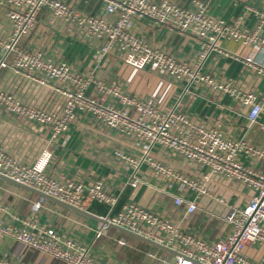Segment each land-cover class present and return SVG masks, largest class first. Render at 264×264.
Instances as JSON below:
<instances>
[{"label": "built area", "instance_id": "1", "mask_svg": "<svg viewBox=\"0 0 264 264\" xmlns=\"http://www.w3.org/2000/svg\"><path fill=\"white\" fill-rule=\"evenodd\" d=\"M0 1L10 24V33L0 35V68L9 66L15 77L36 87H49L54 94L52 102L42 106L0 86V110L48 131L49 142H55L74 121L98 125L104 135L128 149L114 151L132 169L128 185L137 186L144 166L164 189H176L173 203L184 207L186 214L197 211V199L208 198L224 206L222 219L229 227L223 237L207 241L146 206L128 201L117 211L99 216L96 238L115 225L168 248L172 253L169 264H264V170L259 168L264 165V146L228 136L219 126L192 118L177 103L166 107L153 96L127 93L118 81L79 72L40 45L22 43L34 31L37 13L45 9L50 24H73L83 37L96 43L98 57L113 55L134 70L157 71L182 87L179 98L191 87L227 98L245 111L248 126L257 123L264 130V123L258 121L264 113V7L245 3L237 16L223 19L209 14L201 0H192L188 6L172 0H97L101 11L95 14L83 13L64 0ZM141 20L192 37L197 50L184 58L150 43L135 31L134 22ZM228 42L252 52L228 49ZM229 61L238 66L236 77L225 74ZM51 159V151L45 148L32 164H26L0 147V174L81 210L91 201L114 206L116 199L102 179L52 176L47 172ZM210 186L228 190L241 200L235 203L216 197ZM45 199L40 196L35 209ZM4 211L6 207L0 204V213ZM4 236L66 264H109L92 256L77 239L48 225L36 226L30 219L17 218L16 224H10L0 217V238ZM118 243L125 244L123 240ZM249 248L260 252V258L248 256ZM0 264L17 263L2 254Z\"/></svg>", "mask_w": 264, "mask_h": 264}, {"label": "crops", "instance_id": "2", "mask_svg": "<svg viewBox=\"0 0 264 264\" xmlns=\"http://www.w3.org/2000/svg\"><path fill=\"white\" fill-rule=\"evenodd\" d=\"M73 4L79 11L95 14L101 11L97 0H64ZM181 6L190 5L192 0H172ZM208 7V13L223 19L237 16L245 3L264 7L259 0H201ZM137 33L150 43L171 49L179 57L189 58L195 53L198 44L192 37L181 36L169 31L166 27L156 26L146 20L134 22ZM10 33V24L5 16V7L0 1V35ZM22 43L40 45L50 56L65 58L79 72H92L104 81H118L127 93L138 96H153L163 106H170L171 96L176 94L179 85L173 84L154 70H134L113 55L98 57L97 44L87 40L73 24L64 22H48V14L41 9L35 19V29L24 37ZM228 49L238 53L252 52L249 47L242 48L232 42L225 44ZM228 77H236L238 66L228 62L224 66ZM252 81H249V84ZM0 86L9 87L24 101L47 106L52 102L53 93L49 87H36L26 79L15 77L9 66L0 68ZM263 87V81L258 85ZM178 94V93H177ZM176 94V95H177ZM186 101V111L192 118L203 120L208 125H217L231 137H243L256 145L264 146V130L257 123L248 126L245 111L230 102L227 98L210 95L190 89ZM191 105V106H190ZM179 106V105H178ZM259 122L264 123V113ZM0 147L19 161L32 164L40 152L47 148L52 159L47 167L50 175L59 178L77 180L102 179L104 187L116 199L114 206L91 201L84 215L52 200L45 199L39 209L34 205L40 196L13 182L0 177V204L6 211L0 213L1 219L16 224L17 218H26L35 222L36 226H51L59 234L77 239L88 247L89 253L109 264H169L172 258L170 251L154 247L142 239L129 235L117 228L109 226L99 237L95 233L101 224L99 216L113 213L128 201H135L151 211L178 223L184 230H192L207 241L223 237L229 227L223 222L225 208L217 201L208 198L197 199L198 208L193 214H186L184 207L173 203L174 187L163 188L156 183L141 166L136 187L127 181L132 169L114 155L115 149L128 152L124 144L104 135L97 125L84 120L70 124L69 129L55 142H49L48 131L22 121H18L0 110ZM244 160L243 157H241ZM264 170V165L259 164ZM229 185L239 188L236 183ZM210 192L225 201L239 203L240 198L228 190L210 186ZM166 190V191H165ZM192 197V196H191ZM123 240L125 244L118 243ZM148 253L153 254L149 257ZM7 254L17 264H66L65 262L27 245L21 244L11 237L0 238V255ZM248 256L260 258L261 253L252 248L247 250ZM164 259L165 261H162Z\"/></svg>", "mask_w": 264, "mask_h": 264}, {"label": "water", "instance_id": "3", "mask_svg": "<svg viewBox=\"0 0 264 264\" xmlns=\"http://www.w3.org/2000/svg\"><path fill=\"white\" fill-rule=\"evenodd\" d=\"M0 177H1L2 179L7 180V181L13 182L14 184H16V185H18V186H20V187H22V188H25V189H27V190L33 192V193H36V194H38V195L41 196V197L47 198V199H49V200H52V201H54V202H56V203H59V204L65 206V207H68L69 209H72V210H74V211H76V212H79V213H81V214L88 215V216L90 215L88 212H86V211H84V210H81V209H78V208L72 207V206L67 205V204H65V203H62V202H59V201H57L56 199H54V198H52V197H49V196H46V195H44L43 193H41V192H39V191H37V190H34V189H32V188H30V187H27V186H25V185H22V184L16 183V182H14L12 179H10L9 177H6L5 175L0 174ZM110 226H111V227H114V228H117V229H119L120 231L125 232V233H127V234H129V235H132V236L138 237V238L142 239L143 241L149 243L150 245H152V246H154V247H159V248H161V249H164V250L170 251L168 248H166V247H164V246H161V245H158V244H156L155 242H153V241H151V240H149V239H146V238H144V237H141V236H139V235H137V234H135V233H133V232H131V231H129V230H126V229L121 228V227H117V226H115V225H110Z\"/></svg>", "mask_w": 264, "mask_h": 264}, {"label": "rangeland", "instance_id": "4", "mask_svg": "<svg viewBox=\"0 0 264 264\" xmlns=\"http://www.w3.org/2000/svg\"><path fill=\"white\" fill-rule=\"evenodd\" d=\"M155 71V70H154ZM157 72V71H156ZM158 73V72H157ZM191 89H194V87H191ZM181 90H182V87L181 86H179V88L176 90V94L177 93H181ZM172 95L171 96V98H170V102L171 103H174V104H178L179 105V107L180 108H185V106H186V104H187V100H188V98H189V96L188 95H182V97L181 98H179V96L177 97V95ZM178 100H179V102H178ZM191 106V105H190Z\"/></svg>", "mask_w": 264, "mask_h": 264}]
</instances>
